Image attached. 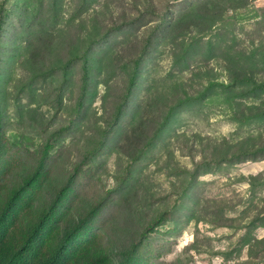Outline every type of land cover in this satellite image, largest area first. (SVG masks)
Returning a JSON list of instances; mask_svg holds the SVG:
<instances>
[{"label": "rangeland", "instance_id": "obj_1", "mask_svg": "<svg viewBox=\"0 0 264 264\" xmlns=\"http://www.w3.org/2000/svg\"><path fill=\"white\" fill-rule=\"evenodd\" d=\"M3 6L20 172L51 142L45 203L80 169L63 229L111 195L98 242L115 261L153 225L154 264H264V0Z\"/></svg>", "mask_w": 264, "mask_h": 264}, {"label": "trees", "instance_id": "obj_2", "mask_svg": "<svg viewBox=\"0 0 264 264\" xmlns=\"http://www.w3.org/2000/svg\"><path fill=\"white\" fill-rule=\"evenodd\" d=\"M4 11L5 6L0 11V37L7 15ZM3 119L0 111V264H154L140 251L153 225L116 261L98 242L99 218L111 195L63 229L77 195L80 169H74L48 202L39 201L49 176L51 142L45 143L37 161L22 173L24 157L32 152L7 133Z\"/></svg>", "mask_w": 264, "mask_h": 264}]
</instances>
